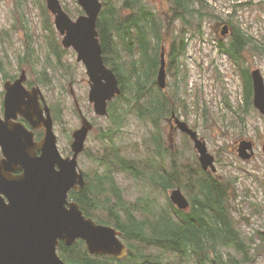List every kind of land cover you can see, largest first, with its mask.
I'll list each match as a JSON object with an SVG mask.
<instances>
[{
    "label": "trees",
    "instance_id": "16d2710c",
    "mask_svg": "<svg viewBox=\"0 0 264 264\" xmlns=\"http://www.w3.org/2000/svg\"><path fill=\"white\" fill-rule=\"evenodd\" d=\"M101 1L103 8L97 19V30L103 57L116 73L122 90L108 103V117L117 125L123 115L133 112L150 128L143 139L144 155L140 158L126 153L116 143L113 134L118 130L100 134L101 141L107 144L105 142L100 155H88L94 170L84 169L85 186L71 193L86 216L121 231L119 238L128 247V254L122 259L91 254L86 242L77 239L71 246L61 243L59 255L72 264H182L189 258L193 259V264H249L260 247L253 244V236L244 237L230 214L229 194L232 188L235 196L238 192L234 186L236 177L232 180L204 170L194 145L189 146L191 154L187 153L175 148L170 133L166 135V124L170 122L180 131L175 122L176 117L180 118L176 113V99H181L184 107L189 108L186 100L180 98L181 86H185V91L188 89V76L182 70L190 37L188 28L201 32L202 25L209 17L214 18L215 12L207 0H165L172 20L167 17L162 21L147 0ZM176 23L182 25L179 32L174 26ZM54 28L52 24L47 30ZM232 28L233 35L225 43L219 41L216 48L241 69L243 102L237 111L246 112L247 106L253 108L254 105L251 69L246 64L245 53L264 54V41L261 43L244 31ZM53 40L49 54L60 59L55 36ZM163 50L167 76L173 77L166 81L164 88L156 79ZM123 54L133 58L129 66ZM40 75V80L48 84L45 70ZM194 104L195 111L205 118L209 116L206 103L195 100ZM172 112H175L174 117ZM182 134L190 142V137ZM120 177L140 180L145 187L151 186L152 190L163 194L181 187L190 204L185 209L178 208L169 196L158 199L150 195L155 193L150 188L146 189L148 193L128 200L119 184ZM170 254L178 256V262L166 258Z\"/></svg>",
    "mask_w": 264,
    "mask_h": 264
},
{
    "label": "rangeland",
    "instance_id": "374dc122",
    "mask_svg": "<svg viewBox=\"0 0 264 264\" xmlns=\"http://www.w3.org/2000/svg\"><path fill=\"white\" fill-rule=\"evenodd\" d=\"M147 1L160 20L165 21L167 17L171 19L167 1ZM207 1L216 16L209 17L205 21L201 32L188 28L190 34L187 42L188 50L182 62L183 74L187 73L188 76V89L185 91V86H181L180 98L186 100L189 108L184 107L181 99H176L178 104L176 113L198 131L202 140L206 142L209 152L214 154L216 170L211 172L230 177L232 180L236 177L234 186L238 192L235 196L232 188L229 194L232 207L230 214L241 228L244 237L253 236V244L260 247V252L256 250L249 264H264V235H261V232H264V155L262 150L264 115L250 106H247L246 112L237 111L238 105L243 102L241 69L216 48L220 39L223 43L227 42L226 35L231 31L229 28V32L221 38L220 33L224 24L234 26L262 43L264 41V0ZM61 2L72 18H75L80 10L83 11L81 14H84V10L76 0H61ZM44 6L46 7L45 0H21L20 3L16 0H0L1 70L14 75L18 73L17 66L23 65L27 78L31 84L34 83L33 85L38 83L40 72L45 70L50 85H39L46 96L48 101L46 102L52 104L54 109H57V106L62 108L60 116L55 120V133L61 150L67 146L68 136H71L81 123L71 94L75 93L82 111L94 123V128L90 131L85 144L87 153L81 152L79 156V164L83 170H94L88 155H100L107 141H101L99 135L110 129L118 130L113 134V138L126 153L129 152L140 158L144 155L141 150L143 139L149 133V124L138 119L133 112L123 115V119L118 123L119 127L118 124L114 125L108 116L95 114L92 103L88 99L89 84L86 68L82 62L77 61V54L72 48L62 50L64 48L60 42L61 35L56 28L47 30L52 24L54 25V18L47 7L43 8ZM229 15L233 16L229 17ZM217 16L223 19H218ZM228 19L231 20L230 24ZM174 26L178 32L182 29L181 23H176ZM29 32L37 35L34 41L30 39V36L26 41L25 34L29 35ZM21 35L26 41L24 42L26 50L21 41ZM53 36L58 41L60 59L58 56L53 59L47 53L51 49V44L53 47ZM245 55L247 66L251 70L259 68L264 78V54L253 55L247 51ZM6 57H8L7 61H5ZM132 60V57L124 55L126 66H129ZM172 78L167 76V82ZM0 89H3L1 79ZM169 91L172 92V87ZM225 98L229 100L228 105ZM195 100L206 103L209 110L207 118L195 111ZM169 133L174 138L175 148L190 153L189 146L193 147V141L187 142L182 132L171 126V122L170 125L166 124V135L169 136ZM241 137L250 138L256 143V153L248 160L242 159L236 150L237 140ZM195 153L197 155L196 151ZM119 184L121 188L123 186V192L128 200H135L141 193H148L146 189L149 188L155 192L150 195L158 199H164L165 195H170L169 191L163 194L158 190H152L151 186L145 187L142 181L132 177H120ZM166 258L176 262H178L176 259H179L173 254L167 255ZM193 263L192 258L182 262V264Z\"/></svg>",
    "mask_w": 264,
    "mask_h": 264
},
{
    "label": "water",
    "instance_id": "95a60500",
    "mask_svg": "<svg viewBox=\"0 0 264 264\" xmlns=\"http://www.w3.org/2000/svg\"><path fill=\"white\" fill-rule=\"evenodd\" d=\"M77 2L84 14L76 19H72L64 10L61 0H46V6L53 13L55 26L63 36V46L75 49L77 61L85 64L90 83L89 101L93 103L96 114L105 115L108 101L121 93V87L116 73L104 63L98 38L97 19L102 2ZM252 77L254 106L264 114V78L260 69L252 70ZM25 80L26 74L22 72L14 82H5V114L10 116L14 107H22L23 114L31 122L43 121L46 128L43 138L34 143L31 132L26 134L19 127L10 128L9 123L0 119V144L6 149L7 156L6 169L0 167V182L9 199L7 204L0 201V264H70L60 258L57 246L60 240L71 245L77 238L85 240L91 254L125 257L128 247L119 238L120 230L86 216L76 201L67 202L71 188L79 190L85 185L84 171L78 158L85 150L93 123L80 112L81 125L73 132L72 156L63 158L56 145L57 136L52 129L50 108L46 104L43 109L39 107L35 99L41 95L39 87L27 90L24 87ZM166 81L163 50L157 82L164 88ZM27 91L31 94L27 95ZM172 116H175V112H172ZM175 122L193 141L203 169L215 171V156L209 152L198 132L178 117ZM35 147L41 148L40 156L32 154ZM254 153L252 141L240 142L238 154L242 159L248 160ZM12 163L24 167L23 174L17 178L11 176L9 169H13ZM54 164L59 165L58 170L54 169ZM170 199L182 209L190 204L180 187L171 191Z\"/></svg>",
    "mask_w": 264,
    "mask_h": 264
},
{
    "label": "flooded vegetation",
    "instance_id": "af4514ba",
    "mask_svg": "<svg viewBox=\"0 0 264 264\" xmlns=\"http://www.w3.org/2000/svg\"><path fill=\"white\" fill-rule=\"evenodd\" d=\"M15 31V30H14ZM17 32V31H15ZM30 34H25L27 35L26 36V41L28 40L29 36L32 34L31 32H29ZM15 34H20V33H15ZM230 34H231V31H230ZM37 35H33V38L30 37V39H34ZM21 38H22V42H23V46H25V50H26V43L24 44V38H23V35H21ZM39 38V37H38ZM25 50L23 51V53L25 52ZM55 59V58H54ZM8 60V57L5 58V61ZM1 62V60H0ZM18 73L14 74V75H10L9 72H3L1 69V66H0V71L2 73H0V79L3 83V89H0V119H2V121H6L7 123H9V127L12 128V127H19L21 128L20 130L22 132H25L26 134H28L29 132L32 133V137H33V141L34 143H38L44 136L45 134V124L43 123V121H36V120H33L32 122L30 121V119L28 117H26L25 114H23V111L24 110L22 107H15L14 110H12V112L10 113L11 115L10 116H7L5 114V94H6V87H5V81L8 80L10 81L11 83L14 82L16 80V78H18L22 72H25L26 74V70L24 69V66L23 65H18ZM253 70V69H252ZM252 70H251V75H252ZM40 76L39 75V78H38V83L36 85H33L34 83L31 82L28 80L27 78V74H26V80L24 81V87L27 89V90H32V88L34 87H39L40 89V92H41V95H39V98L35 97L39 107H41L43 109V107L45 106V104L50 108V113L52 115V118H53V126H52V129H53V132L54 134L57 136V134L55 133V123H56V118L60 116L61 114V110L62 108L60 106H57V109H54L52 104L48 103L47 104V99H46V96L45 94L42 92V88L39 84L41 85H44V86H48L50 84H45L43 83L41 80H40ZM252 86H253V77H252ZM254 93V91H253ZM26 94H31L30 91H27ZM34 94V92H33ZM72 96H73V100H74V105H75V111L76 113L78 114V116L80 117L81 119V114L80 112L84 113L82 111V108L80 107V104L78 102V98L76 97L75 93H71ZM35 95V94H34ZM253 98H254V95H253ZM47 101V102H46ZM91 103V102H90ZM93 106V105H92ZM60 110L59 114H58V111ZM94 110V109H93ZM45 114V113H44ZM263 114V113H261ZM57 115V116H56ZM264 115V114H263ZM32 116H30L31 118ZM170 121H172L170 119ZM34 124V125H33ZM12 126V127H11ZM94 128V127H93ZM77 129V128H76ZM75 129V130H76ZM74 130V131H75ZM93 130V129H92ZM73 131V132H74ZM73 132L71 134V136L69 135L68 136V141H67V146L65 148H62V151L60 148H59V145H58V137H57V140H56V145L58 147V150H59V153L60 155L63 157V158H66V157H71L72 156V148H71V144H72V141H73ZM242 140H249V141H252L253 142V147H254V151L256 153V150H255V145L256 143L253 141V140H250V138H245V137H241L239 140H237V149L238 150V147L240 145V142ZM68 142H69V146H68ZM264 145V143H263ZM263 145H262V149H263ZM62 147V146H61ZM87 149V148H85ZM42 153V150L40 147H35L33 150H32V154L34 156H40ZM254 153V155H255ZM90 155V154H89ZM253 155V156H254ZM80 156V155H79ZM7 160V156H6V149L3 147V145L0 144V167L2 169H6L4 166H6L5 162ZM13 166V169H9L11 171V176L13 178H17V176L19 177L20 175L23 174L24 172V167L22 166V164H14L12 163L11 164ZM11 165H10V168H11ZM54 169L55 170H58L59 169V165L57 164H54ZM82 188V187H81ZM80 188V189H81ZM4 185L3 183L0 182V201L7 204L9 202V199L8 197L5 195V191L4 190ZM79 189V190H80ZM79 190L75 189V188H71L69 191H68V194H67V202L70 203L72 201H75L74 198L71 197V193L72 192H78ZM60 243H64V241H60Z\"/></svg>",
    "mask_w": 264,
    "mask_h": 264
}]
</instances>
